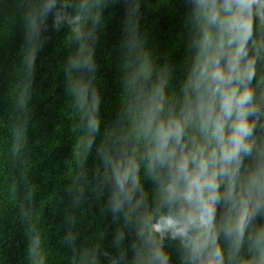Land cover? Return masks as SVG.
Masks as SVG:
<instances>
[{"label":"clouds","instance_id":"obj_1","mask_svg":"<svg viewBox=\"0 0 264 264\" xmlns=\"http://www.w3.org/2000/svg\"><path fill=\"white\" fill-rule=\"evenodd\" d=\"M57 0L44 5L43 19ZM192 61L181 96L168 72L129 49L120 130L102 133L94 50L68 58L79 140L98 159L115 219L134 227L133 264H264V0H187ZM68 7L67 0H61ZM79 0L70 31L85 39ZM97 20L98 16L95 17ZM34 67V52L26 57ZM124 234L118 232L116 244ZM124 256L114 257L118 264Z\"/></svg>","mask_w":264,"mask_h":264},{"label":"trees","instance_id":"obj_2","mask_svg":"<svg viewBox=\"0 0 264 264\" xmlns=\"http://www.w3.org/2000/svg\"><path fill=\"white\" fill-rule=\"evenodd\" d=\"M0 0V264H133L134 227L115 219L101 192L99 161L79 140L68 91V58L94 50L87 76L102 96V133L120 130L124 78L139 45L168 72L178 101L192 61L187 0H96L84 15L85 39L70 31L79 0ZM98 16L97 20L95 17ZM34 52V67L26 57ZM257 76L264 73L258 65ZM118 232L124 234L116 244Z\"/></svg>","mask_w":264,"mask_h":264}]
</instances>
